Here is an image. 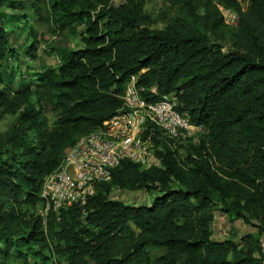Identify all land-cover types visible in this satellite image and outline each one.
<instances>
[{"label":"trees","instance_id":"trees-1","mask_svg":"<svg viewBox=\"0 0 264 264\" xmlns=\"http://www.w3.org/2000/svg\"><path fill=\"white\" fill-rule=\"evenodd\" d=\"M7 1L53 31L83 34L80 48L57 51L56 66L0 88V111L16 115L0 149V264H264V0L247 10L238 0H167L174 15L163 28L140 0ZM220 7L235 14L230 41ZM10 56L18 52L0 26V68ZM131 77L151 101L176 92L178 111L200 127L197 143L182 157L151 125L160 166L123 160L84 205L41 215L45 177L123 107ZM42 96L56 111L52 129ZM113 189L153 196L128 204ZM215 211L257 231L234 246L216 240Z\"/></svg>","mask_w":264,"mask_h":264},{"label":"built area","instance_id":"built-area-1","mask_svg":"<svg viewBox=\"0 0 264 264\" xmlns=\"http://www.w3.org/2000/svg\"><path fill=\"white\" fill-rule=\"evenodd\" d=\"M240 2V1H239ZM223 12V7H220ZM123 107L95 130L79 136L65 153L58 167L45 177L40 197L48 210L58 212L70 205H84L94 195L97 185L110 180L113 169L123 160L142 167L152 164L154 147L148 129L160 130L162 140L187 143L200 127L193 125L186 114L178 111L176 92L151 101L141 95L135 77L126 83L121 95ZM154 125V127H151Z\"/></svg>","mask_w":264,"mask_h":264},{"label":"rangeland","instance_id":"rangeland-1","mask_svg":"<svg viewBox=\"0 0 264 264\" xmlns=\"http://www.w3.org/2000/svg\"><path fill=\"white\" fill-rule=\"evenodd\" d=\"M124 1L125 0H111V2L114 3H121ZM140 1L144 2L145 10L150 14L153 20L152 27L154 28H163L165 20L174 15L173 11L169 8L167 0ZM238 1H240L242 10L248 9L250 0ZM27 6L15 5L12 7L7 0H0V26L5 27L10 33L11 47L15 48L18 52V56L8 57L3 68H0V72L2 71L3 73V79H0V88L9 82L13 85L12 87H17L19 81L32 80L35 76V72L57 65L59 62L58 50H75L82 46V27H79L76 34L71 33L67 29L57 32L53 31L50 24L42 19H38ZM44 14L45 12H43V15ZM222 14L225 20L224 27L227 30L228 39L230 41V28L235 14L226 8H223ZM30 49L32 51H29ZM40 102L43 114L46 118V127L52 129L55 126L56 111L46 96H42ZM15 120V114L0 111V149L7 148V135ZM199 134L200 131H197L193 135V139L185 144L179 142H166V144H169L171 149H177L178 152H180V156L184 157V148L188 146L187 144L191 141L197 143ZM159 146L162 147V145ZM151 161L152 164L156 166L161 165L160 161L157 162L155 157H153ZM110 196L122 202L134 204L137 202L150 201L153 194L146 190L130 192L113 189ZM42 210L43 207L40 206L38 212L41 214ZM256 231V227L252 226L250 223L244 222L241 218L237 219L233 216H226L219 211H215L212 236L216 240H229L234 246L236 243H240L245 234ZM12 250L13 249H11V251ZM161 252L162 250L149 248L150 256L154 257ZM29 261L31 262L32 258H30ZM58 261L62 262L63 260H52L48 264H57ZM14 262L17 263L18 258L17 260L14 259Z\"/></svg>","mask_w":264,"mask_h":264}]
</instances>
